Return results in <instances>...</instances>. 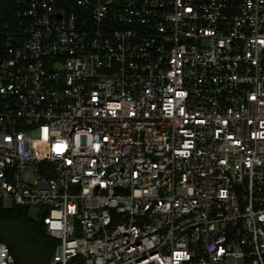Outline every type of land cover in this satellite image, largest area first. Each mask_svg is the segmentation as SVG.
<instances>
[{
    "label": "built area",
    "instance_id": "2783aa9c",
    "mask_svg": "<svg viewBox=\"0 0 264 264\" xmlns=\"http://www.w3.org/2000/svg\"><path fill=\"white\" fill-rule=\"evenodd\" d=\"M10 2L0 201L43 264H264V0Z\"/></svg>",
    "mask_w": 264,
    "mask_h": 264
},
{
    "label": "trees",
    "instance_id": "16d2710c",
    "mask_svg": "<svg viewBox=\"0 0 264 264\" xmlns=\"http://www.w3.org/2000/svg\"><path fill=\"white\" fill-rule=\"evenodd\" d=\"M12 13L10 0H1L0 31L12 21ZM1 46L0 38V50ZM44 218L40 213L33 218L27 207L5 208L0 201V242L9 247L16 264H43L54 254L57 242L46 235Z\"/></svg>",
    "mask_w": 264,
    "mask_h": 264
},
{
    "label": "rangeland",
    "instance_id": "374dc122",
    "mask_svg": "<svg viewBox=\"0 0 264 264\" xmlns=\"http://www.w3.org/2000/svg\"><path fill=\"white\" fill-rule=\"evenodd\" d=\"M3 204H4V207H5V208H9V207H11V201H10V200H5V201L3 202ZM39 213H40V210H39V209H35V208L30 209V215H31L33 218H37V216L39 215Z\"/></svg>",
    "mask_w": 264,
    "mask_h": 264
},
{
    "label": "snow or ice",
    "instance_id": "6c2138e0",
    "mask_svg": "<svg viewBox=\"0 0 264 264\" xmlns=\"http://www.w3.org/2000/svg\"><path fill=\"white\" fill-rule=\"evenodd\" d=\"M47 130L45 129V132H46Z\"/></svg>",
    "mask_w": 264,
    "mask_h": 264
}]
</instances>
